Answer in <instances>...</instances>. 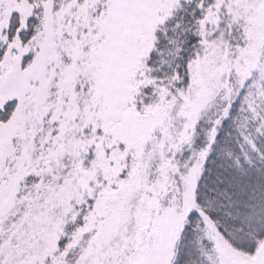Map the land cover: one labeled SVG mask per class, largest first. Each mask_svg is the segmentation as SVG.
<instances>
[{
  "label": "snow or ice",
  "instance_id": "1",
  "mask_svg": "<svg viewBox=\"0 0 264 264\" xmlns=\"http://www.w3.org/2000/svg\"><path fill=\"white\" fill-rule=\"evenodd\" d=\"M0 264H264V0H0Z\"/></svg>",
  "mask_w": 264,
  "mask_h": 264
}]
</instances>
